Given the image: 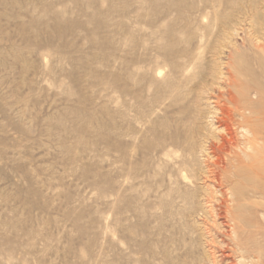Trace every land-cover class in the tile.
<instances>
[{
	"label": "rangeland",
	"instance_id": "374dc122",
	"mask_svg": "<svg viewBox=\"0 0 264 264\" xmlns=\"http://www.w3.org/2000/svg\"><path fill=\"white\" fill-rule=\"evenodd\" d=\"M262 69L264 0H0V264H238L207 99Z\"/></svg>",
	"mask_w": 264,
	"mask_h": 264
},
{
	"label": "bare ground",
	"instance_id": "6f19581e",
	"mask_svg": "<svg viewBox=\"0 0 264 264\" xmlns=\"http://www.w3.org/2000/svg\"><path fill=\"white\" fill-rule=\"evenodd\" d=\"M231 68L238 73L234 66ZM232 76H227L226 87L220 92V96L224 94L225 97L222 103L207 99L205 117L212 131L211 157L214 161L206 176L219 195V203L226 204L238 264H264V211L255 207L258 201L256 204L252 200L255 202L253 207H249L250 203L246 201L249 193L253 196L264 193V186L258 184V180H264V70L250 80L238 77L235 82ZM197 99L201 101L202 97ZM260 211L263 220L256 215ZM215 263L217 261L213 258L212 264Z\"/></svg>",
	"mask_w": 264,
	"mask_h": 264
}]
</instances>
